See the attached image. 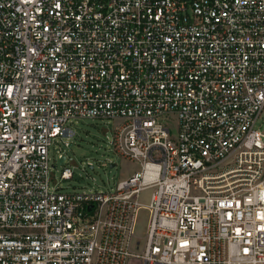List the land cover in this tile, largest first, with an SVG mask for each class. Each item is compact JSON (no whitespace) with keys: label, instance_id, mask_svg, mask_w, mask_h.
<instances>
[{"label":"built area","instance_id":"1","mask_svg":"<svg viewBox=\"0 0 264 264\" xmlns=\"http://www.w3.org/2000/svg\"><path fill=\"white\" fill-rule=\"evenodd\" d=\"M262 111L264 0H0V264H264ZM84 118L138 168L65 191Z\"/></svg>","mask_w":264,"mask_h":264},{"label":"rangeland","instance_id":"2","mask_svg":"<svg viewBox=\"0 0 264 264\" xmlns=\"http://www.w3.org/2000/svg\"><path fill=\"white\" fill-rule=\"evenodd\" d=\"M121 123L119 119H79L76 122L77 134L74 138L68 139L67 146L60 140L50 146V156L59 148L63 150L66 155L63 163L72 167L74 172L73 178L58 181L63 190L107 189L138 168L137 162L119 155L109 143L113 127ZM255 125L264 131V111L257 118ZM171 126H175V121L171 122ZM90 163L93 167H89ZM110 163L115 165L111 166ZM56 168L58 175L61 168L58 160ZM142 198L147 201L146 196ZM147 222L148 212L138 213L135 225L137 235L142 236L145 233Z\"/></svg>","mask_w":264,"mask_h":264},{"label":"water","instance_id":"3","mask_svg":"<svg viewBox=\"0 0 264 264\" xmlns=\"http://www.w3.org/2000/svg\"><path fill=\"white\" fill-rule=\"evenodd\" d=\"M62 160H63V156L62 157H60V159H59V162H62ZM111 166H113V164L111 163L110 164ZM90 166H91V164H90Z\"/></svg>","mask_w":264,"mask_h":264}]
</instances>
